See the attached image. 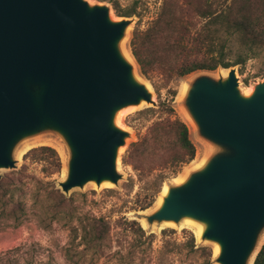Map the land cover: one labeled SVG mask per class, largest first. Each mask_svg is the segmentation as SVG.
<instances>
[{
  "label": "water",
  "instance_id": "95a60500",
  "mask_svg": "<svg viewBox=\"0 0 264 264\" xmlns=\"http://www.w3.org/2000/svg\"><path fill=\"white\" fill-rule=\"evenodd\" d=\"M112 13L88 0H0V179L17 167L23 141L53 132L68 149L59 182L66 195L88 183L119 184L130 132L116 115L157 102L122 46L134 19ZM186 85V114L214 151L141 217L148 228L203 223L199 240L220 248L214 262L254 264L264 244V80L246 95L232 66Z\"/></svg>",
  "mask_w": 264,
  "mask_h": 264
},
{
  "label": "rangeland",
  "instance_id": "374dc122",
  "mask_svg": "<svg viewBox=\"0 0 264 264\" xmlns=\"http://www.w3.org/2000/svg\"><path fill=\"white\" fill-rule=\"evenodd\" d=\"M88 1L110 5L116 18L122 16L117 15L114 7L120 10H136V14L129 16L134 21L122 44L125 52L131 51L130 39L133 29L146 28L157 17L162 5V0ZM228 38L231 49L227 51L226 60L233 62L242 50L236 35H230ZM250 56L244 65H234L243 89L253 87L264 80V52L257 51L255 55ZM136 69L141 77L150 83L157 106L143 104L139 107L129 106L120 111L121 121L130 132V136L126 147L120 153L121 156L119 155L118 167L122 174L119 184L98 187L96 184L88 183L83 188L72 189L66 195L59 186L67 172L68 149L63 140L53 132L41 133L26 139L15 152L17 167L1 171L0 253L26 243L28 245L21 253H25V258L31 264H36V260L40 258L53 264H209L206 253L189 252L185 249L183 243L188 233L194 234L193 229L185 222L179 225L154 224L148 228L142 225L141 216L155 210L164 186L178 183L181 177L197 167L192 166L196 163L198 165L199 160L206 159L214 151L209 143L198 136L196 124L192 122L190 115L186 114L180 94L181 87L200 74L220 77L221 74H227L229 68L199 70L184 78L169 81L168 84H164L159 77L152 80L146 78L141 73L139 65ZM169 106L173 108L171 113ZM149 107L155 108V111H143ZM166 118L178 119L187 124L198 156L177 174H172L169 168L160 167H156L151 173L140 174L132 163L124 162L128 149L131 143L137 142L147 133L152 123ZM42 145L57 150L62 160L60 171L51 173V169H47L48 164L24 159L25 153L30 149ZM61 195L66 200H62ZM152 195H155L153 204L147 209H140V205ZM99 217L108 219L112 229L107 239L106 250L103 255L97 257L92 256L91 251L82 253L84 245L79 244L80 230L77 235L72 227ZM125 217L139 221L146 230V235L152 236L138 237L126 226ZM194 236L198 246H205L210 250V263L217 264L214 262L216 257L214 245L210 242H201L200 238L195 234ZM33 242L40 243V246H32ZM69 245L71 248H68ZM68 249H71L69 253ZM17 254L20 252L15 255ZM72 257L74 259H71Z\"/></svg>",
  "mask_w": 264,
  "mask_h": 264
},
{
  "label": "trees",
  "instance_id": "16d2710c",
  "mask_svg": "<svg viewBox=\"0 0 264 264\" xmlns=\"http://www.w3.org/2000/svg\"><path fill=\"white\" fill-rule=\"evenodd\" d=\"M114 8L119 16L136 14L135 9ZM230 35L237 36L242 50L233 62L226 60L227 51L231 49ZM130 49L141 73L150 80L159 77L164 84L199 70L244 65L250 55H255L257 51L264 52V0H162L157 17L146 28L133 29ZM169 107L171 113L173 108ZM143 111L154 112L155 108L149 107ZM196 153L197 148L187 124L166 118L152 123L140 140L131 143L124 162L132 163L140 174L151 173L156 167L169 168L172 174H177L195 159ZM24 159L48 164L47 169H51V173L60 171L62 167L59 153L48 145L30 149ZM61 197L66 200L64 196ZM154 197L147 198L140 209L149 208ZM124 222L138 237L152 236L146 235L139 221L125 217ZM72 229L76 233L80 230L79 244L84 245L82 253L91 251L92 256L103 255L112 229L108 219L93 218ZM183 244L189 252L206 253L209 264H212L210 250L198 246L192 232L188 233ZM27 245L23 243L1 252L0 264H31L25 258V253H21ZM31 245L40 246V243L33 242ZM36 264L53 263L40 258ZM254 264H264V244Z\"/></svg>",
  "mask_w": 264,
  "mask_h": 264
},
{
  "label": "bare ground",
  "instance_id": "6f19581e",
  "mask_svg": "<svg viewBox=\"0 0 264 264\" xmlns=\"http://www.w3.org/2000/svg\"><path fill=\"white\" fill-rule=\"evenodd\" d=\"M112 17L113 18H115V14H113L112 13ZM131 52V51H130ZM130 52H128V51H126L125 52V55H126V57L129 59V60H131L134 64H135V74H136V76L139 78V79H141V76H140V74H139V72H138V70L136 69L137 68V63H136V61H135V59H134V57L132 56V54L130 53ZM142 80V79H141ZM146 82V84L148 85V87H150V89H152V87H151V85H150V83L149 82H147V81H145ZM187 90H188V86L187 85H183L182 87H181V90H180V94H181V96H184V95H186V92H187ZM252 91H253V87H248V88H244L243 89V92L246 94V95H249V94H251L252 93ZM121 115H122V112H118V114L116 115V118H115V122H116V124L118 125V126H120V127H123V123H122V121H121ZM190 119L192 120V122L193 123H195L194 122V120H193V118L190 116ZM38 137V136H37ZM28 146V145H27ZM30 146V145H29ZM34 146V145H33ZM126 146H124V147H122L121 149H120V152L125 148ZM30 148V147H29ZM25 149H28V148H25ZM24 149V150H25ZM26 151V150H25ZM62 151V150H61ZM62 153H63V151H62ZM122 153V152H121ZM121 156V155H120ZM198 156V155H197ZM196 156V157H197ZM19 157H20V155H19ZM195 157V158H196ZM66 159V158H65ZM195 161V160H194ZM198 161V160H197ZM193 162V161H192ZM191 162V163H192ZM190 163V164H191ZM198 165H194V166H192V167H196V166H198V167H201L202 165H204V163H205V161L203 160V158H202V160H199L198 161ZM67 167V166H66ZM186 169V168H185ZM64 170V169H63ZM66 171H67V169H66ZM188 171V170H187ZM191 171V170H190ZM64 174V173H63ZM181 175V174H180ZM186 176V175H185ZM185 176H183V177H181L180 179H179V182H183L184 180H185ZM178 177H180V176H178ZM176 179V178H175ZM173 180H174V178H173ZM177 180V179H176ZM101 186H112V184L110 183V182H103L102 184H101ZM169 186V185H168ZM167 192H168V187L167 186H164L163 187V189H162V192H160L161 193V195L158 197V201H157V204H156V207H159L161 204H162V201H163V196L164 195H166L167 194ZM141 221H142V225L144 226V227H147L146 226V222H145V220L144 219H141ZM184 222L187 224V225H189L192 229H193V231H194V234L196 235V237L197 238H200L201 237V234H202V232H203V230H204V224L203 223H200V222H197V221H195V220H193V219H190V218H186V219H184ZM168 225H173V222L172 221H167L166 222ZM166 224V225H167ZM184 225V224H183ZM175 226V225H174ZM163 227V226H162ZM176 227V226H175ZM189 227V228H190ZM219 250H220V248H219V245L218 244H214V253L217 255L218 253H219Z\"/></svg>",
  "mask_w": 264,
  "mask_h": 264
}]
</instances>
